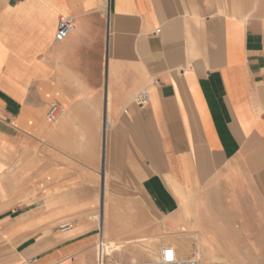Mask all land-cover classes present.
<instances>
[{
	"label": "crops",
	"instance_id": "obj_1",
	"mask_svg": "<svg viewBox=\"0 0 264 264\" xmlns=\"http://www.w3.org/2000/svg\"><path fill=\"white\" fill-rule=\"evenodd\" d=\"M260 10L264 0H0V264H98L102 240L121 243L110 264L167 246L188 259L181 244L197 236L205 249L258 248ZM63 17L72 29L56 42Z\"/></svg>",
	"mask_w": 264,
	"mask_h": 264
},
{
	"label": "rangeland",
	"instance_id": "obj_2",
	"mask_svg": "<svg viewBox=\"0 0 264 264\" xmlns=\"http://www.w3.org/2000/svg\"><path fill=\"white\" fill-rule=\"evenodd\" d=\"M263 14H264V10H260V11H258L257 16L261 17V16H263ZM185 241L182 242L181 246H185V247H187V249L189 247L190 248L189 250L192 253L197 251V243L194 240L192 241L193 243L188 242V239L186 242ZM232 245H230V246L228 245L229 248H227L226 250H223L221 248L222 246L215 243L212 245L211 244L207 245L208 248L207 249L204 248V249L209 251V253L211 254L212 257L215 256L216 258H219V259L213 258L212 259L213 262H218V261L224 260L226 262V264H264V241L258 242L257 243L258 248H256V249H238V248L236 249ZM239 245H240L239 243L236 244V246H239ZM148 254L151 257L150 261H153L158 257L156 254V251H153V250L148 252ZM7 258H8L7 252H4L2 250L1 251L2 263H4L3 260L7 259ZM200 262H201V264L203 263L202 261H200ZM98 264H99V262H98ZM105 264H107V262H105Z\"/></svg>",
	"mask_w": 264,
	"mask_h": 264
},
{
	"label": "built area",
	"instance_id": "obj_3",
	"mask_svg": "<svg viewBox=\"0 0 264 264\" xmlns=\"http://www.w3.org/2000/svg\"><path fill=\"white\" fill-rule=\"evenodd\" d=\"M72 24L69 18H60L57 22L56 32H55V41L61 42L67 38L69 33L71 32ZM148 101V94L146 91H142L138 93L134 97V103L137 107H143ZM59 112L58 107L51 106L49 111L46 114V119L48 121H53ZM61 231L69 230V225L64 224L59 228ZM99 262V261H98ZM152 261L142 262V263H130V264H151ZM157 264H198V261L188 258L182 259L178 256L177 251H175L172 247H163L158 256Z\"/></svg>",
	"mask_w": 264,
	"mask_h": 264
},
{
	"label": "bare ground",
	"instance_id": "obj_4",
	"mask_svg": "<svg viewBox=\"0 0 264 264\" xmlns=\"http://www.w3.org/2000/svg\"><path fill=\"white\" fill-rule=\"evenodd\" d=\"M261 210L264 211V206L262 207ZM67 224L69 225L70 228H72V223L71 222H68ZM196 240L198 242L197 243V251L194 252V253H192L188 249H180V250H182V254L190 255V257L192 259L198 261V264H201L200 261L203 262L202 264H226V262L224 260L223 261H218V262H213L212 259L213 258H216V257L215 256L212 257L211 254L209 253V251H207V250H205L203 248V246L200 243V240H199V237L198 236L196 237ZM120 244L121 243L118 242L116 245L112 246L111 245V242L105 241V240H102L99 244H97L99 246V248H98V251H99L98 252V256H99V258H98L99 260L98 261H99V264H105V262H107V264H110L109 263V258L111 257V259H112L113 253L120 250V247H121ZM95 255H96V253H95ZM216 259H219V258H216ZM157 261H158V257L155 260H153L151 264H157Z\"/></svg>",
	"mask_w": 264,
	"mask_h": 264
}]
</instances>
